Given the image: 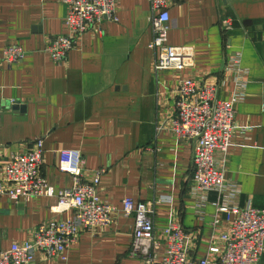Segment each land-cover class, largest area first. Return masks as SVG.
<instances>
[{
	"label": "crops",
	"instance_id": "crops-1",
	"mask_svg": "<svg viewBox=\"0 0 264 264\" xmlns=\"http://www.w3.org/2000/svg\"><path fill=\"white\" fill-rule=\"evenodd\" d=\"M168 10L167 44L193 46L192 71L154 69L147 0H117L118 21H103L100 32L87 30L60 62L43 49L65 33L66 6L59 0H0V167L40 138L41 174L58 191L70 187L72 178L58 170L57 152L79 150L85 178L105 169L97 188L102 200L117 209L125 197L154 202L156 236L177 220L190 257L214 261L207 249L225 228L221 215L214 224L216 194H208L200 218L192 194V144L156 128L173 114L179 77L200 84L223 79L217 96L229 98L232 82L224 65L240 51L249 77L235 123L249 125V131L229 148L224 177L240 184L241 206L264 208V0H172ZM12 45L21 46L25 57L7 66L1 56ZM56 202L47 196L28 201L0 196V249L31 239L42 222L65 218L67 213L51 211ZM133 222L119 210L110 226L81 231L66 264H141L128 255ZM55 262L36 254L35 264ZM257 264H264V253Z\"/></svg>",
	"mask_w": 264,
	"mask_h": 264
},
{
	"label": "built area",
	"instance_id": "built-area-1",
	"mask_svg": "<svg viewBox=\"0 0 264 264\" xmlns=\"http://www.w3.org/2000/svg\"><path fill=\"white\" fill-rule=\"evenodd\" d=\"M59 1L67 8L63 20L66 31L53 37L43 49L55 62L64 61L69 51L75 48L78 38L90 28L95 27L100 32L103 21H118L117 0ZM147 1L152 35L148 48L154 53V69L177 73L186 69L192 71L195 68L193 46L167 44L170 28L168 4L172 0ZM226 23L224 21L223 25ZM24 57L22 47L12 45L3 50L1 60L11 66L20 63ZM224 74L232 82L227 99L217 96L218 87L224 84L223 79L200 84L190 76L179 77L173 114L156 128L157 131L166 129L192 144V194L196 201L194 209L200 218L205 215L208 194H216V200L212 201L214 224L218 225L221 215L225 228L218 236V243L207 249V254L215 257L214 261L207 257H190L186 249L187 234L177 220H170L160 236H156L152 218L154 202L125 197L117 209L102 200L97 188L105 169H96L85 178L84 160L79 150L61 149L57 152V168L71 176L72 184L56 191L41 174L44 147L43 140L37 138L30 149L12 154L0 167V196L23 201L41 196L56 197L57 202L51 211L68 215L42 222L34 229L31 239L0 249V264H35L37 253L56 259L54 264H66L68 249L80 232L110 226L113 213L119 210L126 216H133V237L128 255L140 258L141 264H257L264 253V208L241 206L240 184L226 179L223 169L235 137L245 139L249 131V125L235 123L236 106L245 99L249 77V70L242 65L240 51L227 56Z\"/></svg>",
	"mask_w": 264,
	"mask_h": 264
},
{
	"label": "trees",
	"instance_id": "trees-1",
	"mask_svg": "<svg viewBox=\"0 0 264 264\" xmlns=\"http://www.w3.org/2000/svg\"><path fill=\"white\" fill-rule=\"evenodd\" d=\"M250 20L244 21L243 24L246 25V23H250Z\"/></svg>",
	"mask_w": 264,
	"mask_h": 264
}]
</instances>
